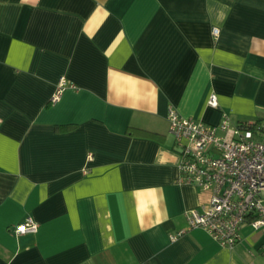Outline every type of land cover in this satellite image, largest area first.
Returning a JSON list of instances; mask_svg holds the SVG:
<instances>
[{
    "label": "crops",
    "instance_id": "crops-1",
    "mask_svg": "<svg viewBox=\"0 0 264 264\" xmlns=\"http://www.w3.org/2000/svg\"><path fill=\"white\" fill-rule=\"evenodd\" d=\"M169 106L261 119L264 0H0V264H264L248 225L170 240L209 193L179 181Z\"/></svg>",
    "mask_w": 264,
    "mask_h": 264
},
{
    "label": "built area",
    "instance_id": "built-area-1",
    "mask_svg": "<svg viewBox=\"0 0 264 264\" xmlns=\"http://www.w3.org/2000/svg\"><path fill=\"white\" fill-rule=\"evenodd\" d=\"M218 32L211 28L213 36ZM65 85L60 77L58 89ZM58 94L57 90L51 101ZM217 104L216 95L210 93L206 105ZM166 119L178 154L179 181L209 193L205 204L184 212L186 229L170 234V240L200 228L217 243L232 246L243 225L264 237V108L259 121L237 124L226 115L216 124H207L181 115L173 106L168 107ZM36 231L37 223L30 217L14 229L16 234Z\"/></svg>",
    "mask_w": 264,
    "mask_h": 264
},
{
    "label": "trees",
    "instance_id": "trees-1",
    "mask_svg": "<svg viewBox=\"0 0 264 264\" xmlns=\"http://www.w3.org/2000/svg\"><path fill=\"white\" fill-rule=\"evenodd\" d=\"M133 130L141 131L147 137H150V138H153V139H160V135L155 134V133H150V132H144V131H142V129H134V128L128 127L126 132H127V134L132 135V134H134Z\"/></svg>",
    "mask_w": 264,
    "mask_h": 264
}]
</instances>
